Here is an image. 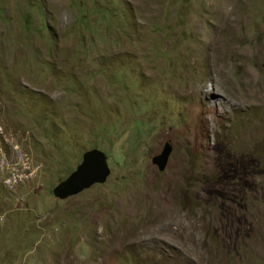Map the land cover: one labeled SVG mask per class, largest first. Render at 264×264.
Wrapping results in <instances>:
<instances>
[{"label":"rangeland","instance_id":"374dc122","mask_svg":"<svg viewBox=\"0 0 264 264\" xmlns=\"http://www.w3.org/2000/svg\"><path fill=\"white\" fill-rule=\"evenodd\" d=\"M0 264H264V0H0Z\"/></svg>","mask_w":264,"mask_h":264},{"label":"water","instance_id":"95a60500","mask_svg":"<svg viewBox=\"0 0 264 264\" xmlns=\"http://www.w3.org/2000/svg\"><path fill=\"white\" fill-rule=\"evenodd\" d=\"M172 151L173 148L167 144L162 154L154 159L153 163L161 171L167 167ZM109 175L110 170L105 154L98 150H92L84 155L83 163L72 174V177L60 185L54 193L61 199H67L79 195L95 185L104 184Z\"/></svg>","mask_w":264,"mask_h":264},{"label":"bare ground","instance_id":"6f19581e","mask_svg":"<svg viewBox=\"0 0 264 264\" xmlns=\"http://www.w3.org/2000/svg\"><path fill=\"white\" fill-rule=\"evenodd\" d=\"M139 9H138V12H140L141 10H144L143 7H140ZM225 28L226 27L224 25H221L218 28L219 35H221L225 31ZM215 37H218V36H215ZM220 46H221V44H219L218 39L213 40L212 42L208 43L207 45H201L200 48H202V49L204 48V50H205V52H204L205 60H207L209 62H212V60L215 57L216 53L220 50ZM195 55H198V54L193 52V56H195ZM205 66H208V64L205 63Z\"/></svg>","mask_w":264,"mask_h":264}]
</instances>
